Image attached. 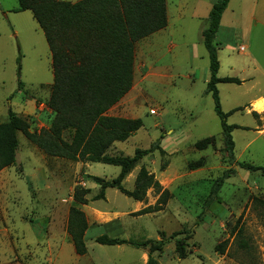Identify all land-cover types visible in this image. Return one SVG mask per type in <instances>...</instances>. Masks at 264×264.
<instances>
[{
	"label": "rangeland",
	"instance_id": "obj_1",
	"mask_svg": "<svg viewBox=\"0 0 264 264\" xmlns=\"http://www.w3.org/2000/svg\"><path fill=\"white\" fill-rule=\"evenodd\" d=\"M209 4L166 0L167 26L135 44L132 86L107 114L140 118L143 125L106 153L130 157L137 149L154 145V150L123 179L125 192L107 187L100 195V186L89 178L113 179L118 166L52 157L17 133L15 163L0 171V264H146L150 255L157 264H264V175L236 163L264 165V129L253 127L258 116L245 115L244 107L229 115L227 123L244 124L231 133L235 161H229L206 92L209 59L201 34ZM17 6L18 0H0V122L11 109L28 122L29 131H39L53 118L51 55L31 11H17ZM220 24L217 75L243 80L217 84L225 111L248 101L255 58L264 69V0H229ZM256 74L252 88L263 90L264 79ZM71 135L65 131L63 139ZM206 138L204 147L196 146ZM229 167L235 174L208 199L214 180ZM141 169L159 187L148 188L136 201L126 192L134 189ZM76 186L85 190L86 204L74 201ZM164 190L161 209L144 213ZM71 206L82 210L87 222L83 255L75 252L67 233ZM103 234L138 244L97 243ZM176 238L183 240L185 257L176 251Z\"/></svg>",
	"mask_w": 264,
	"mask_h": 264
},
{
	"label": "trees",
	"instance_id": "obj_2",
	"mask_svg": "<svg viewBox=\"0 0 264 264\" xmlns=\"http://www.w3.org/2000/svg\"><path fill=\"white\" fill-rule=\"evenodd\" d=\"M228 3L229 0H214L207 16L208 26L202 30L201 35L209 59L210 75L206 92L210 93L214 113L220 120L229 161L234 162V141L231 133L239 126L227 123V117L241 108L224 112L217 88V84L221 82H241L237 77L217 75V49L220 45L217 32ZM16 9L31 11L48 44L53 71L48 107L53 118L48 128L29 131L28 122L8 109L6 120L0 122V171L15 163L17 133L20 132L46 155L118 166L119 173L113 179L104 180L93 175H89V178L100 186V195L107 187L125 192L122 187L123 179L138 160L154 150V145L148 149H137L130 157L108 155L107 150L115 142L125 141L142 127L143 122L140 118L110 115L107 111L132 86L135 44L167 26L166 0H18ZM17 62V81L20 84L19 58ZM65 131H72L69 141L63 139ZM207 141V138L203 139L196 146L204 147ZM160 152L163 153L162 150ZM236 163L242 169L258 171L264 175V165ZM164 166L165 164L162 168ZM234 174L235 168L232 167L222 171L214 180L208 199L215 197L224 180ZM150 187H159L158 181L152 174L141 169L134 189L126 193L140 201ZM84 191L81 186H76L73 194L76 203H87ZM166 195L167 191L164 190L154 206H148L142 211L148 213L160 210ZM86 229L87 222L83 211L71 206L67 233L75 252L80 255L86 253ZM179 234L181 232L173 233L171 238ZM240 235L239 229L237 237ZM95 241L104 245L138 244L105 234L96 237ZM239 245L245 249L248 247L241 238ZM175 247L180 257L186 256L182 239L176 238ZM217 251L223 252V244L217 246ZM146 264H157L156 258L150 255Z\"/></svg>",
	"mask_w": 264,
	"mask_h": 264
},
{
	"label": "crops",
	"instance_id": "obj_3",
	"mask_svg": "<svg viewBox=\"0 0 264 264\" xmlns=\"http://www.w3.org/2000/svg\"><path fill=\"white\" fill-rule=\"evenodd\" d=\"M214 2V0H209V6L211 7V4ZM228 6V5H227ZM226 10V9H225ZM224 13V12H223ZM221 22V21H220ZM167 24H168V16H167ZM221 28V24H220V27H219V29ZM164 29V28H163ZM162 30V29H161ZM260 63V61H258L256 58H255V61H253L252 62V65H253V71H254V73H255V75L252 73L250 76H248V78H247V80L248 81H254L253 82V84L251 85V95H250V97L248 98V101L244 104V105H240V106H234V107H231V108H229L228 110H223L224 112H227V111H230L231 109H234V108H237V107H244L245 109H244V113H245V115H252L253 113L256 115V116H258V119L259 120H257L256 122H254V125H253V127H261V128H263L264 129V118H263V114H264V111L263 112H258V111H256L255 109H254V107H253V104H254V102L258 99V98H260V97H264V89L263 90H256V91H254V88H252V86L253 85H255V83H256V78H257V74H256V71H258L259 72V75H260V77H262L263 79H264V69H263V67H261V63ZM239 80H241V82L240 83H242L243 82V80L242 79H239ZM218 92H219V90H218ZM219 97H220V95H219ZM118 103V102H117ZM116 103V104H117ZM221 103V102H220ZM112 107H114V105L112 106ZM111 107V108H112ZM221 108H222V106H221ZM235 113V112H234ZM262 113V114H261ZM112 115V114H111ZM118 116H120V115H118ZM235 125H237V126H239L238 128H235V129H239V128H241V126H243L244 124H240V123H234ZM234 130V129H233Z\"/></svg>",
	"mask_w": 264,
	"mask_h": 264
},
{
	"label": "bare ground",
	"instance_id": "obj_4",
	"mask_svg": "<svg viewBox=\"0 0 264 264\" xmlns=\"http://www.w3.org/2000/svg\"><path fill=\"white\" fill-rule=\"evenodd\" d=\"M253 107L256 111L258 112H263L264 111V97L258 98L254 104Z\"/></svg>",
	"mask_w": 264,
	"mask_h": 264
},
{
	"label": "built area",
	"instance_id": "obj_5",
	"mask_svg": "<svg viewBox=\"0 0 264 264\" xmlns=\"http://www.w3.org/2000/svg\"><path fill=\"white\" fill-rule=\"evenodd\" d=\"M240 52L244 50V47L243 46H240Z\"/></svg>",
	"mask_w": 264,
	"mask_h": 264
}]
</instances>
